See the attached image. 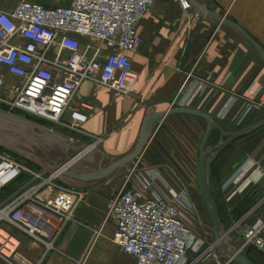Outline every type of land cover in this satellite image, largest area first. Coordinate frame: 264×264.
Instances as JSON below:
<instances>
[{
  "label": "crops",
  "instance_id": "obj_1",
  "mask_svg": "<svg viewBox=\"0 0 264 264\" xmlns=\"http://www.w3.org/2000/svg\"><path fill=\"white\" fill-rule=\"evenodd\" d=\"M19 1L0 0V9L10 11ZM189 1L190 8L185 11L178 0H156L140 21L138 31L144 41L130 54L137 78L129 93L114 95L109 89L90 81L80 86L71 105L87 115L82 127L85 134L77 138L80 147L90 145L101 149L105 162L108 158L122 157L135 146L147 114L176 107L193 108L210 115L213 126L229 136L225 142L235 140L236 133L264 121L263 109L251 110L240 124L234 121L237 109L243 105L242 96L258 98L264 93V58L235 29L200 13V10L210 11L227 17L264 50V0ZM22 40L16 38L13 41ZM0 72H5L1 65ZM5 80L13 81L15 77L5 74ZM192 93H197L193 104H182ZM236 95L241 99L238 98L230 114L220 118L219 113ZM201 124L206 128L204 119L183 113L168 114L156 124L135 171L150 180L148 194L163 192L164 185L169 184L167 169L155 163L161 146L166 148L165 144L173 140L176 156L194 157L192 152L198 134L192 126ZM189 128L194 132L190 137ZM197 154L199 157V149ZM99 158V153L87 156L77 169L93 171ZM105 162L103 167L109 164ZM135 162L131 161V168ZM141 164L143 167L139 166ZM117 170L99 180L65 182L85 191V195L73 211L72 220L55 239V248L44 257L43 244L4 222V228L17 240L12 262L76 264L87 253L84 264H134V257L113 242L115 222L112 219L104 222L108 201L125 177L115 174ZM153 173L157 174L156 178ZM25 179L24 176L3 189L0 204L18 192ZM219 181L226 210L241 225L262 223L261 236L264 238V125L248 138L238 141L220 167ZM49 193L50 188L44 187L39 195L44 197ZM100 228L95 236L93 231ZM200 258L204 264H217L218 260L228 259L219 247L205 251Z\"/></svg>",
  "mask_w": 264,
  "mask_h": 264
},
{
  "label": "built area",
  "instance_id": "obj_2",
  "mask_svg": "<svg viewBox=\"0 0 264 264\" xmlns=\"http://www.w3.org/2000/svg\"><path fill=\"white\" fill-rule=\"evenodd\" d=\"M154 1L67 0L54 5L20 0L10 11L0 9V65L5 68L0 72V110L43 118L85 134L86 113L71 108L78 89L90 81L114 95L130 92L137 78L130 54L143 44L138 25ZM178 2L183 10L190 8L189 0ZM16 38L23 40L13 41ZM5 74L15 80H5ZM196 94L182 104L192 105ZM238 98L244 101L234 116L236 124L251 110H264V93L258 98L236 95L220 118L230 114ZM139 158L107 204L104 222H115L113 242L134 257V264H204L200 257L218 243L206 247L192 233L181 217V195L171 185L165 184L163 192L147 193L150 180L135 173ZM24 176L23 187L0 204V261L6 264H15L17 240L4 222L43 244L44 257L55 248V239L85 195L62 181L59 170L37 169L0 146V192ZM44 187L50 193L43 197L39 192ZM262 228V223L247 225L242 235L260 250H264ZM86 257L87 253L76 264H83ZM229 263V259L217 261Z\"/></svg>",
  "mask_w": 264,
  "mask_h": 264
},
{
  "label": "rangeland",
  "instance_id": "obj_3",
  "mask_svg": "<svg viewBox=\"0 0 264 264\" xmlns=\"http://www.w3.org/2000/svg\"><path fill=\"white\" fill-rule=\"evenodd\" d=\"M3 1L10 2L13 0ZM39 1L44 4L54 5L66 4L67 2V0ZM155 2L156 0L154 1V4ZM12 116L16 119L28 121L32 124V128L24 122L15 123L6 118L0 117V146L28 165L30 164L37 169H45L47 172H51L66 160L77 155L80 148L77 138H81L79 132L61 127L43 118L26 114H13ZM192 127L198 134V142L194 145V152H192L194 153V157L189 156V158H185L176 156L173 151L172 146H174V143L172 140L169 144H165L169 151L164 146H161L158 153L159 158H157V162L155 163L161 168L167 169L168 173L166 176L169 180V185L181 195L179 207L182 219L191 229L192 233L197 237H200L204 242V246L207 247L216 241L217 236L197 180L199 161L197 152L201 143L200 139L205 131V124L198 126L194 125ZM191 133L194 132L189 128V137L191 136ZM221 138H219V140H222ZM229 151L230 150L227 149L218 160H215L216 156L212 151H208L206 157V163L209 165L206 173L211 176L210 186L218 199L220 207L226 205L225 200L219 191L220 181L218 171L223 158H226L231 152ZM190 153L191 147L189 138V154ZM87 156L88 155H84L83 158H86ZM112 159L113 158H108L105 163L108 164ZM81 161L82 159L77 162V166ZM130 163L126 165V168L118 169L115 174L125 176L131 170L132 164ZM139 166L143 167L142 164ZM221 211L223 212V210ZM232 220L233 221L229 219L224 220L221 223L223 230L227 224L230 225L229 228L232 227L231 231L224 237V241L228 244L230 243L229 245L235 249H241L242 252L249 251L255 264H264V250H260L252 244L246 243L245 238L242 236L246 226L252 224L247 223L241 225V222L234 220V218H232ZM218 245L219 244L215 247L216 249H218ZM85 261L86 259L84 262Z\"/></svg>",
  "mask_w": 264,
  "mask_h": 264
},
{
  "label": "water",
  "instance_id": "obj_4",
  "mask_svg": "<svg viewBox=\"0 0 264 264\" xmlns=\"http://www.w3.org/2000/svg\"><path fill=\"white\" fill-rule=\"evenodd\" d=\"M196 8L199 9L198 7H196ZM200 13L203 15L211 16V17L221 21L222 23L229 25L233 29H235L264 58L263 48L237 23L231 21L230 19H228L225 16L216 14L214 12L201 11L200 10ZM173 113H183V114L194 115V116L200 117L206 121V128H205V131H204V134H203L200 146H199V161H198V169H197V180H198V185L200 188L201 195H202L204 202L207 206V209H208V212L210 214V217H211V220H212V223L214 226V230H215V233L217 236L215 243L219 244L218 246H219V249L222 250V255H226L228 257V259L230 260V262H233L235 264H254L251 261V259L247 256V254L242 252L241 249H234L233 247H230L227 242L224 241V237L231 231L232 227L229 228L228 230H225V231L222 230L221 225H220L219 216L217 213L216 203H215L213 196L210 192L209 175L206 173L207 165H206V147H205V145H206L208 136L211 132V129L213 127V120H212L210 115H208L202 111H199V110L193 109V108L176 107V108L168 109L167 111L151 112V113L147 114L143 119L140 131H139L138 139H137V142H136L135 146L133 147V149L131 151H129L128 153H126L125 155H123L122 157L112 159L106 167L102 166L106 160V157H105L104 153L102 152V150L95 148V147H93V149H90V147L86 146V147H80L77 154H81V153L85 152L84 155L91 156V155H94L95 153H99L100 158L98 159V161L96 163V169L95 170H93V171H80V170H78L77 169V167H78L77 162L73 163L71 165L68 164L69 161L73 158V157H71L69 160H66L65 162H63L62 164H60L59 166L54 168L53 171L59 170L60 179L64 182H70V183L73 181V179H80L83 181L103 179V178L109 176L110 174H112L118 168L124 167V166L128 165V163H130L131 161L138 158L144 152V150H145V148H146V146H147V144H148V142L152 136V132H153L156 124L166 115L173 114ZM0 117L6 118V119L13 121L15 123L24 122L27 125H29V127L32 128V124L29 123L28 121L16 119L14 116H12V115L4 112V111H1V110H0ZM263 125H264V121L255 125L254 127L250 128V129L236 133L235 136H233V138L250 134V133L256 131L257 129H259L260 127H262ZM0 137H1V134H0ZM81 159H82V161L86 160L85 158L82 157L78 161H80ZM81 162H79V163H81ZM0 262H2V261H0Z\"/></svg>",
  "mask_w": 264,
  "mask_h": 264
},
{
  "label": "trees",
  "instance_id": "obj_5",
  "mask_svg": "<svg viewBox=\"0 0 264 264\" xmlns=\"http://www.w3.org/2000/svg\"><path fill=\"white\" fill-rule=\"evenodd\" d=\"M249 135L250 134H247V135H244V136H240V137H237L235 140L225 142V141H227V139L229 138V136L228 135H223V133L217 127L213 126L212 129H211V132H210V134L208 136L206 145H205V147H206V157H207V152L208 151H212V152H214V154L216 156L215 160H218L221 157V155L227 149H229L231 151L234 148V146L238 143V141L243 140L245 138H248ZM219 138H221L222 140H219ZM16 158L19 159L17 156H16ZM224 160H225V158H223V160L221 161V165H222V163H223ZM206 165H207V170H208L209 165L207 163H206ZM221 165L219 166V170H220ZM30 166H33V165H30ZM208 175H209V188H210V192H211V194L213 196V199H214V201L216 203V208H217V213H218L219 220H220V225H221L222 221H224V220H228L229 219V220L233 221L232 218H235V217H233V215H231L230 212H228L226 210V207L225 206H223V207L221 206L220 207V205L218 204V199L215 196V194L213 193V190H212V188L210 186L211 176H210V174H208ZM221 210H223V212ZM229 227H230V225L227 224L225 226V229L227 230V229H229ZM225 229H224V231H225ZM222 230H223V228H222ZM245 253L251 259V261L255 264L254 260L252 259L251 255H250V252L249 251H247V252L245 251ZM229 264H235V263L230 262Z\"/></svg>",
  "mask_w": 264,
  "mask_h": 264
},
{
  "label": "bare ground",
  "instance_id": "obj_6",
  "mask_svg": "<svg viewBox=\"0 0 264 264\" xmlns=\"http://www.w3.org/2000/svg\"><path fill=\"white\" fill-rule=\"evenodd\" d=\"M85 152L81 153V154H77L74 158H72L70 161H69V165L77 162L80 158L83 157Z\"/></svg>",
  "mask_w": 264,
  "mask_h": 264
}]
</instances>
